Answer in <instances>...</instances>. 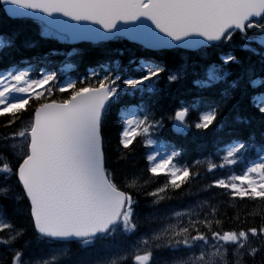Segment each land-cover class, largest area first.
<instances>
[{"label": "snow or ice", "instance_id": "6c2138e0", "mask_svg": "<svg viewBox=\"0 0 264 264\" xmlns=\"http://www.w3.org/2000/svg\"><path fill=\"white\" fill-rule=\"evenodd\" d=\"M0 5L9 18L34 17L45 38L102 43L126 37L146 50L126 63L109 56L77 78H64L74 67L66 61L81 56L76 48H51L0 69V264H64L61 257L66 264H264V222L221 228L222 204L213 195L178 210L166 203L177 190L181 198L193 195L192 185L211 176L197 194L216 189L230 200L264 205V0ZM14 46L0 35V52ZM209 47L221 49L219 62L193 61L190 74L186 63L167 70L158 58L167 49ZM166 71L167 85L188 79L191 93L171 110L156 107ZM55 92L65 95L52 98ZM33 100L25 122L21 116ZM245 100L251 115L241 114ZM113 106L120 122L116 159L127 160L134 141L145 149V167L124 175L106 166L104 121ZM168 126L210 148L180 163L184 149L162 136ZM161 175L163 182L148 190ZM16 216H27L31 236ZM33 241L58 247L37 259L28 251ZM100 249L105 254L94 256Z\"/></svg>", "mask_w": 264, "mask_h": 264}, {"label": "trees", "instance_id": "16d2710c", "mask_svg": "<svg viewBox=\"0 0 264 264\" xmlns=\"http://www.w3.org/2000/svg\"><path fill=\"white\" fill-rule=\"evenodd\" d=\"M0 35L6 37H11L15 41V46L12 48H6L3 52H0V69L7 67L13 62L26 59L30 56L36 55L38 53L42 54L47 52L51 48H57L61 51H72L73 48L78 49L81 52V56L78 58H73L70 62L74 64L72 69L67 70V75L64 78H77L82 77L86 71L92 67L95 63L107 59L109 56L115 57L122 62H127L130 55L133 53L140 55L146 51L142 45L128 41L125 38L119 40L106 41L102 43L94 42H80L77 44H71L68 41H61L55 38H45L39 34V22L32 18H9L4 11L2 5H0ZM35 44L31 47V44ZM221 49L214 47H209L202 51L197 50H187L182 48L167 49L158 53V58L165 65L167 70H175L183 64H187L189 74L191 73L193 61L199 62V64H208L211 61H218V54ZM122 53V54H121ZM240 56H247L245 52L237 53ZM207 56V59H201L202 56ZM55 61L59 62L63 60V57H54ZM167 71L161 74V80L159 87L165 89L163 93L160 94L158 98V103L156 105L159 108L161 105L164 106L166 110H171L180 100H188L191 98L189 80L185 79L179 83L167 85L165 77ZM262 88H257L256 91H260ZM65 94L55 92L52 98L61 99ZM135 103V99L132 100ZM35 100L30 101L27 107V111L21 116V120L27 121L30 119L31 113L35 105ZM242 115H251L254 111L250 105L247 104L245 100L241 105ZM196 113H190L189 119H195ZM4 123V118L0 117V131H3L2 125ZM20 122H17L19 126ZM120 130V122L117 116V106H113L105 116L104 121V141H105V158L106 166L116 170L120 175L131 173L137 169L145 167V161L143 159L145 149L143 145L137 140L134 141V146L132 147L131 153H129V158L127 160H117V156L120 154L118 146V132ZM162 136L166 139L171 140L173 143L181 146L184 149L183 155L179 162L191 163L192 160L202 158L201 152L206 151L210 148V144L205 148L199 146V141L193 138L190 132L187 136H178L175 134L171 127L168 126L162 132ZM209 176L206 179H201L199 183H194L191 187V192L193 195H185L180 197V191L177 190L171 195L175 196V199L167 201V205L175 207L177 210L180 207L186 206L190 202H194L197 199H203L208 195H213L216 201H220L222 206L220 212L217 215V219L222 221L221 228L228 230L233 228H248V227H258L262 222H264V215L261 214L260 209L264 207L259 201L250 200H238L232 199L223 193L221 190L214 189L212 193H198L197 188L200 184L206 183L207 180L211 179ZM164 180L163 175H161L154 183L150 184L148 190L152 187L157 186ZM187 191V187L184 188ZM147 198L142 194L140 197L141 206L144 205ZM161 207H165V204H161ZM9 214L11 215V209L9 208ZM239 215V219H236ZM19 225H23L28 228V235L31 236V228L28 224L27 216H16L14 217ZM58 246H46L39 244L35 241L29 246V254L34 258H47L49 252L55 251ZM73 251L76 249V245L72 246ZM5 249L0 246V253H4ZM105 250L100 249L94 256H103ZM163 255H168L167 252ZM67 257H61V261L66 264ZM257 261H260V257L257 256ZM127 264H131L130 261Z\"/></svg>", "mask_w": 264, "mask_h": 264}, {"label": "water", "instance_id": "95a60500", "mask_svg": "<svg viewBox=\"0 0 264 264\" xmlns=\"http://www.w3.org/2000/svg\"><path fill=\"white\" fill-rule=\"evenodd\" d=\"M28 11H30V10H28ZM20 18H23V17H20ZM26 18H32V19H34V17H31V16H26ZM61 19H64V20H66L67 18L66 17H62ZM72 23H75V22H72ZM123 38H125V39H127L126 37H123ZM128 40V39H127ZM128 41H130V40H128ZM69 42L71 43V44H77V43H80V42H92V41H73V40H69ZM106 42V41H105ZM130 42H133V41H130ZM94 43H96V42H94ZM133 43H137V42H133ZM138 44V43H137ZM183 49V48H182ZM188 50V49H187Z\"/></svg>", "mask_w": 264, "mask_h": 264}, {"label": "rangeland", "instance_id": "374dc122", "mask_svg": "<svg viewBox=\"0 0 264 264\" xmlns=\"http://www.w3.org/2000/svg\"><path fill=\"white\" fill-rule=\"evenodd\" d=\"M28 121V120H27ZM27 121H25V122H27Z\"/></svg>", "mask_w": 264, "mask_h": 264}]
</instances>
